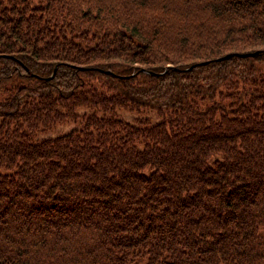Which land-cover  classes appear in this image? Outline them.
Segmentation results:
<instances>
[{"label": "trees", "instance_id": "1", "mask_svg": "<svg viewBox=\"0 0 264 264\" xmlns=\"http://www.w3.org/2000/svg\"><path fill=\"white\" fill-rule=\"evenodd\" d=\"M0 264H264V0H0Z\"/></svg>", "mask_w": 264, "mask_h": 264}, {"label": "rangeland", "instance_id": "2", "mask_svg": "<svg viewBox=\"0 0 264 264\" xmlns=\"http://www.w3.org/2000/svg\"><path fill=\"white\" fill-rule=\"evenodd\" d=\"M244 53V52H242ZM119 114L126 119H131V117L133 116V113L131 112H127V111H119ZM144 116H149L152 120L155 118L152 114V112L147 111ZM71 123H65V124H55L54 126H52L49 130L45 131V132H41L40 134L43 136L46 135H52L55 133H59V132H63L65 130H67L70 127Z\"/></svg>", "mask_w": 264, "mask_h": 264}, {"label": "water", "instance_id": "3", "mask_svg": "<svg viewBox=\"0 0 264 264\" xmlns=\"http://www.w3.org/2000/svg\"><path fill=\"white\" fill-rule=\"evenodd\" d=\"M257 51H253V52H246V53H240L239 55H252V54H255ZM228 56V54H226V55H223V56H221L220 58H225V57H227Z\"/></svg>", "mask_w": 264, "mask_h": 264}]
</instances>
